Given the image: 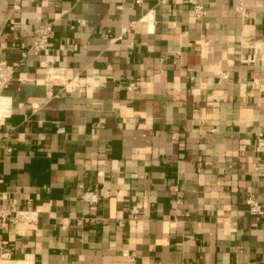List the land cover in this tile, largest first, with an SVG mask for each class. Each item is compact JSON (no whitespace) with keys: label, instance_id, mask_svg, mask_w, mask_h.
Masks as SVG:
<instances>
[{"label":"crops","instance_id":"crops-1","mask_svg":"<svg viewBox=\"0 0 264 264\" xmlns=\"http://www.w3.org/2000/svg\"><path fill=\"white\" fill-rule=\"evenodd\" d=\"M141 1L0 0V62L53 24L5 92L0 208L36 222L0 224V264H264V0H193L199 19ZM41 62L64 71L55 99ZM101 187L116 195L82 201Z\"/></svg>","mask_w":264,"mask_h":264},{"label":"built area","instance_id":"built-area-1","mask_svg":"<svg viewBox=\"0 0 264 264\" xmlns=\"http://www.w3.org/2000/svg\"><path fill=\"white\" fill-rule=\"evenodd\" d=\"M175 1V0H163ZM192 8V15L196 19L203 17L204 8L201 3L193 0L186 1ZM141 0H135L136 5H141ZM244 11L243 0H237V5L235 6V12L242 14ZM53 24L48 22L41 26L35 27L33 31V40L29 47L20 54V59L15 63H7L6 61L0 62V120L7 119L11 115L12 103L11 99L5 95L9 84L14 79L16 70L19 68L20 63L29 55H40L47 52L51 47V40L53 38ZM40 66L45 67V77L40 80V84L45 87V96L48 99H55L58 93L53 92L55 86L66 88L68 83L64 80V71L60 68L46 67L44 62L40 63ZM20 81V80H18ZM36 82V81H35ZM39 81H37L38 83ZM134 87L130 85V89ZM63 133V130H60ZM178 133H174L171 137L172 141L178 139ZM253 153L255 155L257 163L262 161L264 156V133L257 132L253 140ZM257 170V168H256ZM81 188V187H80ZM116 195V191L111 187H101L96 190H86L82 193V201L88 205H95L102 199H109ZM244 204L247 207V211L250 215L255 218H260L263 215V209L261 204L258 202L254 193L250 192L244 198ZM130 219L132 221L136 220L139 216V210L136 206L130 209ZM8 221L14 224H34L36 222V213L30 210H17L14 207L0 208V224H4ZM80 222H90L86 219ZM121 225V223H120ZM124 258L132 261V256L127 252L122 253Z\"/></svg>","mask_w":264,"mask_h":264}]
</instances>
